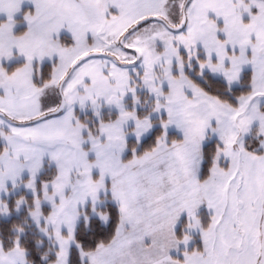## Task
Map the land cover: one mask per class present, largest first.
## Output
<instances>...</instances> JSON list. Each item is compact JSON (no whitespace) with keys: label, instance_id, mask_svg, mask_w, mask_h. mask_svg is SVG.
I'll use <instances>...</instances> for the list:
<instances>
[{"label":"snow or ice","instance_id":"snow-or-ice-1","mask_svg":"<svg viewBox=\"0 0 264 264\" xmlns=\"http://www.w3.org/2000/svg\"><path fill=\"white\" fill-rule=\"evenodd\" d=\"M0 264H264V0H0Z\"/></svg>","mask_w":264,"mask_h":264}]
</instances>
